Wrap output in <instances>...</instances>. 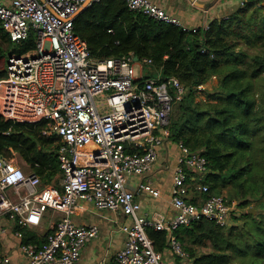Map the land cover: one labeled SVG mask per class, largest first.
<instances>
[{
  "label": "built area",
  "instance_id": "1",
  "mask_svg": "<svg viewBox=\"0 0 264 264\" xmlns=\"http://www.w3.org/2000/svg\"><path fill=\"white\" fill-rule=\"evenodd\" d=\"M84 1L0 0V23L10 41L19 44L30 33L34 37L32 50L7 57L0 79V117L23 125L42 124V137L58 138L62 173L57 189L42 185L35 172L26 173L11 158L0 157V219L21 228L38 227L47 211L62 214L40 247L19 246L27 262L17 264H75L84 247L99 235L97 226L72 222L78 203L130 220L121 226L125 241L114 264H168L155 250L148 229L166 232L171 255L186 259L174 231L200 221L229 227L237 202L209 194L203 183L208 171L205 158L178 142L169 199L173 217L139 214L140 204L127 187L128 178L140 176L144 180L138 189L159 196L145 178L157 160L158 147L169 138V116L185 89L177 78L163 77L149 58L136 60L133 53L92 58L86 42L74 31L76 12ZM124 1L130 11L155 22L199 30L186 28L150 0ZM208 28L205 24L200 29ZM15 236L21 238L22 233ZM0 264L12 262L1 255Z\"/></svg>",
  "mask_w": 264,
  "mask_h": 264
},
{
  "label": "trees",
  "instance_id": "2",
  "mask_svg": "<svg viewBox=\"0 0 264 264\" xmlns=\"http://www.w3.org/2000/svg\"><path fill=\"white\" fill-rule=\"evenodd\" d=\"M74 31L94 59L133 53L138 59H151L163 77L177 78L185 92L169 116L170 140L205 158L208 171L203 183L209 194L225 190L226 198L238 200V208L245 210L254 197L264 199V103L253 94V82L264 74L263 6L251 0L225 18L212 20L208 30L193 32L130 11L124 0H99L76 17ZM33 47V33L14 44L0 23V79L9 54ZM248 49L256 52L250 54ZM213 77H217V94L196 101L199 87ZM41 129L42 124L23 125L0 117V156L18 154L48 183L60 171L56 156L60 143L42 137ZM260 204L264 208V201ZM250 214L245 211L243 217ZM256 224L264 228L261 222ZM244 227L225 231L226 227L200 221L174 234L189 258L197 257L199 246L212 250L192 264H264V236L254 237ZM15 228L23 233L22 244H38V238L44 243L49 234L39 237L32 228ZM147 232L155 250L163 252L168 234Z\"/></svg>",
  "mask_w": 264,
  "mask_h": 264
},
{
  "label": "crops",
  "instance_id": "3",
  "mask_svg": "<svg viewBox=\"0 0 264 264\" xmlns=\"http://www.w3.org/2000/svg\"><path fill=\"white\" fill-rule=\"evenodd\" d=\"M250 1L251 0H175L177 7H174L169 4L168 0H152V2L165 9L169 15L178 18L181 23L189 29H200L214 19H223ZM254 1L257 5L264 7V0ZM197 4L206 7L202 8L196 6ZM178 7L181 9H178ZM150 72H153V69H151ZM50 139H55V142L59 143L58 138L52 137ZM179 153L177 142L170 140V138L164 140L163 144L157 149V160L145 179L151 183L154 189L159 191L160 194L158 197H152L138 189V185L144 180H142L140 176H129L127 187L134 192L135 199L140 204V215L150 216L151 214L158 212L165 215L168 219L173 217L175 211L170 205L169 199ZM15 155H17V158L19 157L21 165L15 162ZM8 157L12 159V162H14L15 165L17 164V166L23 170L25 167L27 171H24L26 173L33 171L30 165H28L18 154H12ZM61 180L62 173L60 170L50 182H41L42 185H49L61 189ZM239 210L240 208H238V211ZM61 217V213L49 210L43 216L42 222L38 227L30 226L26 228L34 229L37 236L41 237L48 232L49 234L50 232L52 233L56 222ZM71 220L74 224L79 226L86 227L94 225L99 228L98 237L84 247L79 260L75 264H114L115 254L123 248L125 241V235L121 226L130 224V220L124 215L118 213L106 210H96L91 204L87 203L77 204V207L71 214ZM15 227L18 226L4 218L0 219V256H8L12 264L26 263L27 258L25 254L20 251L19 247L22 244L23 233L20 230H16ZM17 231L22 233L21 238L15 236V232ZM44 240L45 239L42 240L38 238L37 242L42 245ZM38 244L35 245L40 247L41 245ZM211 252L212 250L209 249V253ZM159 253L168 264H187V262L192 264L194 259L203 254H208V251L201 253L196 250L197 257L189 258L187 255V258L183 260L171 255L169 246H167L163 252Z\"/></svg>",
  "mask_w": 264,
  "mask_h": 264
},
{
  "label": "rangeland",
  "instance_id": "4",
  "mask_svg": "<svg viewBox=\"0 0 264 264\" xmlns=\"http://www.w3.org/2000/svg\"><path fill=\"white\" fill-rule=\"evenodd\" d=\"M150 1H152V0H150ZM168 2H169L170 5H172L174 7H177L175 0H168ZM178 9H181V8L178 7ZM182 9H183V7H182ZM241 48L244 49L243 46H241ZM247 52L252 54V53L256 52V50L248 49ZM135 68H136L137 71L139 70V67L137 65L135 66ZM216 81H217V77L216 78L213 77L210 81H208V83L204 84L203 86H200L199 87L200 92H198V94H197L196 101H199V100L208 101V97L207 96L209 94H217V89H216L217 82ZM253 94H254V97H255L257 102H261L262 101L264 103V74H262L261 77L258 80L253 82ZM15 162L17 164L21 165L20 159H19V157L17 158V155H15ZM24 170L27 171L25 169V167H24ZM198 176L199 175H196V177H198ZM228 188H230V186H228ZM197 195L198 194H192L190 197L197 196ZM217 195H221V196H223L225 198H226V196H228L225 190L223 191V193L217 194ZM251 201H252V203H251L250 208L255 210L256 213L252 214V215L250 214V216L249 215H244V217H243L244 212L245 211L249 212V209L245 210V209L240 208L239 211L235 210L234 214H233V217H236V219L233 218L234 219L233 223H232L233 225L231 224L229 227H226L224 229L225 231L229 230L232 226L235 227V228H239L241 226H245L244 229H248L249 233L251 231L254 234V237H259L261 235L264 236V228H261L260 226H258L256 224V223L259 224L261 222L262 226H264V212H263L264 208H263V204H260V201H264V199L254 197ZM236 202L238 204V200H236ZM240 211H241V213H240ZM245 241L250 242L251 240L248 238V236H246ZM196 250H197V252H201V253H205L207 251L209 252V248L208 247L203 248V247L199 246V247L196 248ZM233 261L236 263V262H238V259L234 258ZM187 264H191V263L187 262Z\"/></svg>",
  "mask_w": 264,
  "mask_h": 264
},
{
  "label": "water",
  "instance_id": "5",
  "mask_svg": "<svg viewBox=\"0 0 264 264\" xmlns=\"http://www.w3.org/2000/svg\"><path fill=\"white\" fill-rule=\"evenodd\" d=\"M194 1V0H193ZM93 2H95V0H85L84 2H83V4L81 5V7L77 10V12H76V17L79 15V14H81L86 8H88ZM196 6H199V7H202V8H205L206 6H202V5H199V4H197ZM136 60L138 59L137 57L135 58ZM249 212L251 213V214H254L255 213V211L253 210V209H249Z\"/></svg>",
  "mask_w": 264,
  "mask_h": 264
}]
</instances>
